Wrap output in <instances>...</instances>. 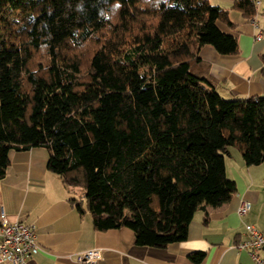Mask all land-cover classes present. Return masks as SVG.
Instances as JSON below:
<instances>
[{
  "label": "trees",
  "instance_id": "obj_1",
  "mask_svg": "<svg viewBox=\"0 0 264 264\" xmlns=\"http://www.w3.org/2000/svg\"><path fill=\"white\" fill-rule=\"evenodd\" d=\"M111 2L0 0V178L10 150L43 146L48 169L82 189L70 201L95 230L128 227L136 245L164 248L186 238L197 209L235 192L229 147L264 165V95L225 99L198 57L205 44L238 52L226 8L120 0L98 19Z\"/></svg>",
  "mask_w": 264,
  "mask_h": 264
},
{
  "label": "crops",
  "instance_id": "obj_2",
  "mask_svg": "<svg viewBox=\"0 0 264 264\" xmlns=\"http://www.w3.org/2000/svg\"><path fill=\"white\" fill-rule=\"evenodd\" d=\"M228 10L236 33L238 52L223 55L203 45L198 57L206 64L215 90L225 99L264 95V0L251 18L233 7L234 0H209ZM253 18H255L253 20ZM253 20V21H252ZM260 35L259 38L257 36ZM234 148V147H233ZM43 146L9 151V164L0 178V213L10 221L22 220L35 227L39 252L25 264H80L77 255L101 250L96 264H253L246 250L236 244L247 238L246 224L264 232V165H246L232 147L224 156L226 176L235 182L230 199L217 207L197 209L184 240L164 248L135 244L128 227L95 230L89 213H81L70 201L72 189L47 167ZM242 200L250 203L245 215L237 210ZM203 252L195 263L188 255Z\"/></svg>",
  "mask_w": 264,
  "mask_h": 264
},
{
  "label": "built area",
  "instance_id": "obj_3",
  "mask_svg": "<svg viewBox=\"0 0 264 264\" xmlns=\"http://www.w3.org/2000/svg\"><path fill=\"white\" fill-rule=\"evenodd\" d=\"M255 10L259 9V0H251ZM255 18H253L254 20ZM252 20V21H253ZM260 35L257 36L259 38ZM250 203L242 200L238 214L245 215ZM247 238L236 244L237 249L246 250L253 264H264V232L252 224H246ZM41 249L33 224L22 221H10L3 211L0 213V264H25ZM80 264H96L101 259V250L89 249L77 255Z\"/></svg>",
  "mask_w": 264,
  "mask_h": 264
},
{
  "label": "clouds",
  "instance_id": "obj_4",
  "mask_svg": "<svg viewBox=\"0 0 264 264\" xmlns=\"http://www.w3.org/2000/svg\"><path fill=\"white\" fill-rule=\"evenodd\" d=\"M144 2L149 4V0H144ZM122 7L123 5L120 3V0H112L111 4L107 5L105 9H97V17L104 21H110L119 14ZM80 8L81 5L77 4V11Z\"/></svg>",
  "mask_w": 264,
  "mask_h": 264
},
{
  "label": "rangeland",
  "instance_id": "obj_5",
  "mask_svg": "<svg viewBox=\"0 0 264 264\" xmlns=\"http://www.w3.org/2000/svg\"><path fill=\"white\" fill-rule=\"evenodd\" d=\"M230 148V147H229ZM232 149H235L236 153H239V155H241L240 151L236 148H233ZM263 166V164H261ZM70 189H72V196L73 197H79L82 195V189L79 188V187H70Z\"/></svg>",
  "mask_w": 264,
  "mask_h": 264
}]
</instances>
